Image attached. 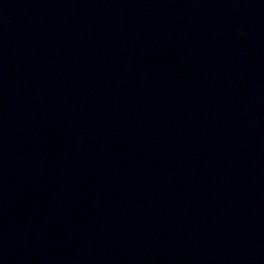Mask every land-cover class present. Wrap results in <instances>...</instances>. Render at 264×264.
I'll use <instances>...</instances> for the list:
<instances>
[{
  "label": "water",
  "instance_id": "water-1",
  "mask_svg": "<svg viewBox=\"0 0 264 264\" xmlns=\"http://www.w3.org/2000/svg\"><path fill=\"white\" fill-rule=\"evenodd\" d=\"M0 264H264V0H0Z\"/></svg>",
  "mask_w": 264,
  "mask_h": 264
}]
</instances>
